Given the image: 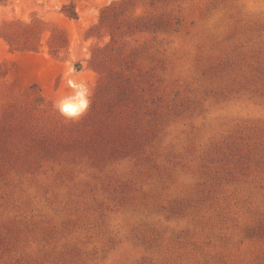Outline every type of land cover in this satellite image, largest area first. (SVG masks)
Here are the masks:
<instances>
[{
  "label": "rangeland",
  "instance_id": "374dc122",
  "mask_svg": "<svg viewBox=\"0 0 264 264\" xmlns=\"http://www.w3.org/2000/svg\"><path fill=\"white\" fill-rule=\"evenodd\" d=\"M0 264H264V0H0Z\"/></svg>",
  "mask_w": 264,
  "mask_h": 264
},
{
  "label": "clouds",
  "instance_id": "9594fccd",
  "mask_svg": "<svg viewBox=\"0 0 264 264\" xmlns=\"http://www.w3.org/2000/svg\"><path fill=\"white\" fill-rule=\"evenodd\" d=\"M71 91L53 102V107L65 119L76 120L85 114L90 105V89L86 82L68 80Z\"/></svg>",
  "mask_w": 264,
  "mask_h": 264
},
{
  "label": "trees",
  "instance_id": "16d2710c",
  "mask_svg": "<svg viewBox=\"0 0 264 264\" xmlns=\"http://www.w3.org/2000/svg\"><path fill=\"white\" fill-rule=\"evenodd\" d=\"M7 1V0H6ZM71 18H75L76 17V14L74 13V15H70ZM38 101V100H37ZM39 106V105H37Z\"/></svg>",
  "mask_w": 264,
  "mask_h": 264
}]
</instances>
